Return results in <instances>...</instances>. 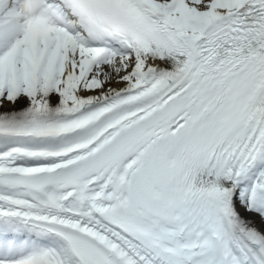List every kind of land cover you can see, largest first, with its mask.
<instances>
[{
  "label": "snow or ice",
  "instance_id": "1",
  "mask_svg": "<svg viewBox=\"0 0 264 264\" xmlns=\"http://www.w3.org/2000/svg\"><path fill=\"white\" fill-rule=\"evenodd\" d=\"M0 264H264V0H0Z\"/></svg>",
  "mask_w": 264,
  "mask_h": 264
}]
</instances>
